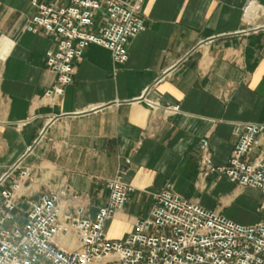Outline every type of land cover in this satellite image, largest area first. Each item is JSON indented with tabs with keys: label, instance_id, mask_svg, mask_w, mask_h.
Masks as SVG:
<instances>
[{
	"label": "crops",
	"instance_id": "crops-1",
	"mask_svg": "<svg viewBox=\"0 0 264 264\" xmlns=\"http://www.w3.org/2000/svg\"><path fill=\"white\" fill-rule=\"evenodd\" d=\"M252 1L146 0L145 31L131 41L127 63L93 45L74 83L52 100L53 41L26 31L29 0H0V179L8 175L9 186L28 169L24 200L66 191L61 214L94 219L108 182L122 174L134 192L105 225L114 241L150 215L167 187L238 224L258 223V190L199 175L203 140L225 168L238 126L264 124V0ZM258 157L264 134L249 159Z\"/></svg>",
	"mask_w": 264,
	"mask_h": 264
},
{
	"label": "built area",
	"instance_id": "built-area-1",
	"mask_svg": "<svg viewBox=\"0 0 264 264\" xmlns=\"http://www.w3.org/2000/svg\"><path fill=\"white\" fill-rule=\"evenodd\" d=\"M146 0H29L35 13L26 31L44 33L54 43L47 66L57 75L46 97L56 100L74 83L77 61L93 46L110 51L117 65L129 59L131 41L145 31ZM257 0L252 1L255 4ZM180 107L165 109L177 114ZM239 141L229 165L217 168L208 140L200 144L199 175L219 173L231 183L258 190L261 200L254 225H241L176 195L170 187L154 198L150 215L122 241L110 240L105 225L127 205L134 188L119 174L107 184V205L94 219L79 211L61 214L66 191L24 200L28 169L5 185L0 179V264H264V160H250L264 124L236 129ZM129 163V161H128Z\"/></svg>",
	"mask_w": 264,
	"mask_h": 264
}]
</instances>
